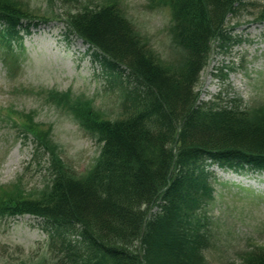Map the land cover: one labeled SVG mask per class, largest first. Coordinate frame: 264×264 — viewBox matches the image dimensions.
I'll use <instances>...</instances> for the list:
<instances>
[{
    "label": "rangeland",
    "instance_id": "rangeland-1",
    "mask_svg": "<svg viewBox=\"0 0 264 264\" xmlns=\"http://www.w3.org/2000/svg\"><path fill=\"white\" fill-rule=\"evenodd\" d=\"M5 1V10L18 14L16 21L20 18L23 26L10 37L0 33V186L19 190L21 197L38 194L45 199L56 182L64 177L80 180L99 160L105 132L82 130L74 116L78 105L84 103L116 124L136 114L144 117L151 102L140 85L132 94L137 97L126 100L121 91L126 77L104 68L68 20L76 25L74 18L80 19L82 27L85 19L101 16L107 9L109 14L102 16L108 18L111 12L127 22L131 36L148 46L146 61L153 67L165 65V71L182 70L188 52L177 40L172 20L177 10L168 0ZM212 3L209 11L214 17L222 6L232 7L234 13L226 16L221 37L203 46L206 57L197 83L192 84L193 94L205 107L226 115L232 112V119L242 111L250 125L264 129V0ZM10 114H22L49 129L22 138ZM236 122L243 125L242 118ZM234 164L222 167L202 159L194 165L209 181L207 200L198 206L196 221L183 220L181 210L174 216L179 226L171 229L182 234L183 246H192L193 233L198 238L200 245L191 250L194 264H235L249 256H254L252 262L264 264V251L253 246L264 243V169ZM10 208V214L0 210V264L69 263L61 239L54 237L48 223ZM70 239L74 242L78 237ZM151 256L149 264L175 263L169 254L167 262Z\"/></svg>",
    "mask_w": 264,
    "mask_h": 264
},
{
    "label": "trees",
    "instance_id": "trees-1",
    "mask_svg": "<svg viewBox=\"0 0 264 264\" xmlns=\"http://www.w3.org/2000/svg\"><path fill=\"white\" fill-rule=\"evenodd\" d=\"M170 3L177 10L172 19L177 40L188 52L180 71H165L163 66L148 63V46L131 36L123 19L111 12L104 18L107 9L101 16L85 19L82 27L80 19L74 18L76 25L68 20L104 68L126 77V87L121 86L126 100L140 85L147 89L151 102L146 104L144 117L136 114L116 124L91 121V130L105 132L104 145L98 162L80 180L64 177L45 199L42 194L37 199L20 198L0 189V210L10 214V207L21 209L48 223L54 237L61 239L68 264H149L151 254L166 258V262L169 254L174 264H194L191 250L200 245L198 238L193 233L192 246L186 247L182 234L171 231L179 226L174 220L178 212L182 210L183 220L196 221L198 206L207 200L209 181L194 165L206 159L222 167L238 163L264 169L263 126L250 125L242 111L232 119V112L226 115L228 112L205 107L198 94H193L192 84L197 83L206 57L203 46L221 37L225 18L234 10L222 6L214 17L209 11L214 6L212 0ZM5 6L6 1L0 0L3 33L10 37L23 24L20 18L16 21L18 14L9 13ZM240 118L242 126L236 122ZM70 237L78 240L73 242ZM253 257L239 264H260L252 262Z\"/></svg>",
    "mask_w": 264,
    "mask_h": 264
}]
</instances>
